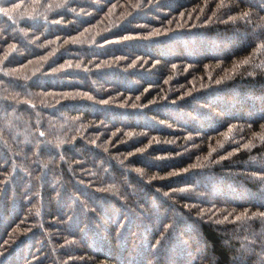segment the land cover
Here are the masks:
<instances>
[{
  "label": "trees",
  "instance_id": "trees-1",
  "mask_svg": "<svg viewBox=\"0 0 264 264\" xmlns=\"http://www.w3.org/2000/svg\"><path fill=\"white\" fill-rule=\"evenodd\" d=\"M0 8V264H264V0Z\"/></svg>",
  "mask_w": 264,
  "mask_h": 264
},
{
  "label": "snow or ice",
  "instance_id": "snow-or-ice-1",
  "mask_svg": "<svg viewBox=\"0 0 264 264\" xmlns=\"http://www.w3.org/2000/svg\"><path fill=\"white\" fill-rule=\"evenodd\" d=\"M0 12H3V13H9V15L11 14V9H7V8H0ZM243 16H249L250 15V11H246V12H243L242 13ZM230 19H233L232 17H230ZM261 47L264 48V43L261 44ZM242 63L244 64H247L248 63V60L245 59L244 61H242ZM219 83V81H217ZM262 127H264V125H262ZM262 140H264V136L261 137ZM246 147H248V145H246ZM253 216H256L257 213H253L252 214ZM260 216H264V213H260L259 214ZM237 219H239V217H237Z\"/></svg>",
  "mask_w": 264,
  "mask_h": 264
}]
</instances>
